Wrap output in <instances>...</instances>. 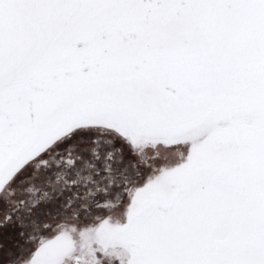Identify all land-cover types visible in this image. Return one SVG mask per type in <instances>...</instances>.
Instances as JSON below:
<instances>
[{"label": "snow or ice", "instance_id": "obj_1", "mask_svg": "<svg viewBox=\"0 0 264 264\" xmlns=\"http://www.w3.org/2000/svg\"><path fill=\"white\" fill-rule=\"evenodd\" d=\"M0 264H264V0H0Z\"/></svg>", "mask_w": 264, "mask_h": 264}]
</instances>
